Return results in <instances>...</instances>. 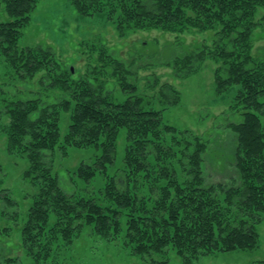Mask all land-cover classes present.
<instances>
[{
  "label": "trees",
  "instance_id": "obj_1",
  "mask_svg": "<svg viewBox=\"0 0 264 264\" xmlns=\"http://www.w3.org/2000/svg\"><path fill=\"white\" fill-rule=\"evenodd\" d=\"M37 1L0 0V17L5 15L0 18V50L8 63L29 77L48 70L46 83L63 92L56 105L39 107V99L9 103L13 109L9 111L8 148L19 146L27 152L29 170L25 176L43 179L40 195L29 208L22 228L26 252L36 258L44 253L47 256L46 230L51 212L57 217L55 225L49 228L52 236L59 233L70 241L81 225H92L105 237L124 233V245L136 255L174 249L185 264L214 252L257 248L256 226L264 213V111L261 112L264 104L260 103L264 95V52L262 58H254L249 53V44L252 29L259 25L253 21V15L257 6H264V0H130L129 6L123 2L127 28L161 25L163 29L173 30L191 24L202 30L215 23L222 26L219 39L223 41L216 40L213 50L203 46L166 62L175 67L189 62L197 68L209 57L226 59L225 67L216 71L215 92L220 94L233 84L240 85L236 100L244 111L242 118L232 125L234 149L228 161L235 169L227 180L218 182H205L203 161L209 139L198 136L185 143L188 148L193 146L188 157L190 168L187 178L178 179L168 159L175 154L173 148L177 144H170L164 138L172 134V140L177 143L176 127L163 123L162 110L155 108L151 96L143 92L132 94L137 90L132 79L136 77V69L108 52L107 47H98L99 60L103 58L101 64L88 66L81 74L71 73L49 47L19 48L20 30ZM97 1L74 0V3L86 15L87 5ZM185 9L191 14L186 16ZM261 20L263 23L264 15ZM117 27L124 34L122 23ZM195 60L197 63L193 64ZM100 73L117 79L124 90L131 89L132 95L118 101ZM158 95L163 99L159 101L163 108L178 102L179 93L170 85L162 86ZM55 106L64 111L72 107L71 123L63 136ZM124 128L127 130L125 165L133 176L144 172L141 178L150 181L148 196L129 190L128 185L118 188L113 177L105 186V198L110 202L107 204L94 197L67 195L55 184V177L43 161V151L59 142L99 149L100 154L91 165L82 163L76 170L80 178L90 180L97 169L105 172L113 164L116 138ZM223 162L225 169L227 162Z\"/></svg>",
  "mask_w": 264,
  "mask_h": 264
},
{
  "label": "rangeland",
  "instance_id": "obj_2",
  "mask_svg": "<svg viewBox=\"0 0 264 264\" xmlns=\"http://www.w3.org/2000/svg\"><path fill=\"white\" fill-rule=\"evenodd\" d=\"M124 1L128 6L131 3L130 0H98L93 5H87L85 15L79 12L74 0H38L29 20L20 30L17 45L21 49L49 47L73 74L84 73L88 66L101 64L103 58L99 60L98 47H107L108 52L136 69V77L132 79L137 90L132 94L147 93L152 97L155 108L162 110L163 123L176 127L177 143L172 140V134L164 138L170 144H177V148H173L175 154L168 159L178 179L182 181L188 177V157L192 154L193 146L188 148L186 144L198 136L209 139L203 161L205 182L227 180L228 174L235 169L234 165L228 163L234 149L232 125L242 118L244 111L236 100L240 85L233 84L220 94L215 92L216 71L224 68L227 60L209 57L201 61L197 68L195 65L191 67L189 62H182L177 67L166 63L188 50L197 51L203 46L213 50L216 40L223 41L219 39L222 26L215 23L211 28L202 30L191 24H183L185 26L174 27L173 30L163 29L161 25L127 28L123 15ZM185 12L186 16L191 14L189 9H185ZM263 15L264 6H257L253 21L259 22V25L252 29V42L249 44V53L257 59L262 58L264 52ZM1 16L5 17L3 14ZM120 23L124 34L117 27ZM225 41L232 45L228 38ZM48 72L43 69L33 77L21 75L11 67L0 50V264H185L174 249L136 255L129 246L124 245V233L105 237L98 234L92 225H81L72 233L70 241L63 239L59 233L52 236L49 228L57 221L54 212L49 214L47 223V256L44 253L36 258L26 252L22 228L29 208L40 195L43 179L25 176L29 170L27 152L19 146L8 148L9 111L13 109L9 103L39 99V107L56 105L63 92L59 87L46 83ZM99 75L113 89L118 101L131 94V89L125 91L117 79L108 78L103 73ZM152 83H156V86H151ZM164 85H170L179 95L176 104L163 108L160 104L163 99L159 98L158 93ZM260 103L264 104V95ZM54 108L59 115L58 126L63 136L71 123L72 107L68 111ZM262 122L264 124V117ZM126 133L124 128L117 135L113 164H109L105 172L97 169L90 180L80 178L76 170L82 163L91 165L95 161L100 150L94 146L77 148L59 142L43 151V161L55 177V184L67 195L94 197L99 202L103 200L102 204L110 203L104 192L106 184L113 177L118 188L128 185L129 190L148 196L150 181L142 179L144 172L133 176L125 165ZM223 161L227 162L225 169ZM256 229L259 234L257 248L214 252L188 264H264V213ZM8 258L14 261L8 262Z\"/></svg>",
  "mask_w": 264,
  "mask_h": 264
}]
</instances>
